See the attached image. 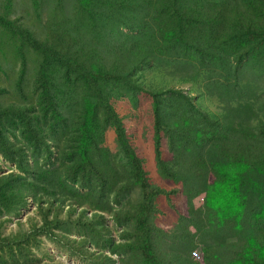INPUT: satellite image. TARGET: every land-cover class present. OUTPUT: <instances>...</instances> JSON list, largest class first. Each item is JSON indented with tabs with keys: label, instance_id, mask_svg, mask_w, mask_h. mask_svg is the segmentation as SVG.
Segmentation results:
<instances>
[{
	"label": "trees",
	"instance_id": "1",
	"mask_svg": "<svg viewBox=\"0 0 264 264\" xmlns=\"http://www.w3.org/2000/svg\"><path fill=\"white\" fill-rule=\"evenodd\" d=\"M12 1H4L0 27L19 41V96L27 93L25 49L38 63L35 101L0 105V155L16 169L0 175V220L16 215L29 197L38 209L49 199L39 229L48 231L59 190H68L62 203L74 209L91 203L100 216L111 195L121 206L141 188L146 205L128 200L110 209L124 226L126 241L118 245L128 254L126 264H190L191 248L176 255L157 250L152 212L155 199L167 193L151 183L115 105L121 87L140 88L132 81L137 69L165 64L166 75L216 99L218 108L204 111L182 88L143 85L140 92L152 101L159 175L182 187L195 233L208 221L236 239L225 264H264V0H33L46 17L41 35L11 18ZM110 127L117 154L106 145ZM18 136L23 144L12 141ZM53 154L58 167L51 170ZM36 155L43 163L29 166ZM25 243H0L11 248L7 260L0 254V264H23L30 252Z\"/></svg>",
	"mask_w": 264,
	"mask_h": 264
},
{
	"label": "rangeland",
	"instance_id": "2",
	"mask_svg": "<svg viewBox=\"0 0 264 264\" xmlns=\"http://www.w3.org/2000/svg\"><path fill=\"white\" fill-rule=\"evenodd\" d=\"M4 1L0 0V12L5 10ZM10 10L13 12L11 18L19 20L39 35L42 34V28L46 25V17L45 15H42V18L39 16L33 0H13ZM18 46L19 41L0 27V92L2 93L0 105L4 107L35 101L33 74L38 59L35 54L28 52L31 50L25 49L28 63L27 93L24 96H19L16 89L21 64V59L17 53ZM127 62L126 65L129 64ZM164 67H166L165 64H162L160 68L155 66L152 70L137 69L133 74L132 81H137L140 88L121 87L115 101L118 112L124 119L127 132L144 161L151 183L167 193V195H159L154 201L151 220L159 235L155 236V245L157 250L161 251V254L171 251L172 254L176 255L181 253L183 249L187 252L191 248L190 253L187 254L190 264H225L228 252H232L228 249L236 239H227L228 236L224 229L210 224L208 221L202 223L200 230L196 231L197 233L193 231L194 226L191 225L188 205L182 187L164 180L157 170L153 141L152 101L145 91H140L143 85L147 88H169L173 86L182 88L183 91L189 93L197 106L209 113H216L218 102L216 99L202 97V93H199L193 86L191 90L190 85L178 83L175 78L176 75L168 76L164 73L165 69H162ZM191 69V66L187 68L190 74H192ZM259 94H262L264 99V86L259 88ZM71 107L74 108V104ZM67 116L69 117L70 113H67ZM13 140L16 144L24 143L20 136L14 137ZM106 145L113 154L118 153L117 138L112 127L108 128L106 132ZM163 152L164 157L169 158L166 141L163 143ZM29 157V166L31 167L36 162L38 164L43 163L42 159L38 160L39 155ZM35 158L37 159L35 160ZM49 162L47 161V164L51 170L58 167L56 154H53ZM15 170V165L5 162L0 155V175L15 172ZM80 191L85 193L87 190L81 189ZM58 192L57 206L54 208V212L49 215V221L53 225L50 230L39 231L43 225L41 211L47 212L50 207L49 199H45L44 201L48 202L41 204L38 209V202L29 197L25 207L16 215L4 217L0 220V222H6L0 226L2 236L5 237H0V243H8V240H26L25 245L30 251L29 257L25 260L20 259L21 255L17 253L23 264H103L104 258L99 256L101 253L110 256L116 261V264H126L128 254L122 255L121 247L118 245L126 241L123 238L124 233H122L124 226L117 224L113 213H110V209L116 212L124 207L128 200L137 205H141L143 202L146 205L143 198L144 191L141 188L133 190L120 201L121 206L115 202L113 195H111V198L100 204L102 207L109 204L108 210L99 209L103 216H96L98 210L94 206L91 207V203L75 209L70 207L69 202L62 203V198H69L65 197L68 190H59ZM209 220L214 224L220 222L219 219L210 218ZM90 222H93L94 226ZM113 246L120 253L113 254L111 251ZM10 250L11 248L8 245H4L3 248H0V254L5 256L7 260ZM60 257H63L64 260ZM24 261L29 262L24 263Z\"/></svg>",
	"mask_w": 264,
	"mask_h": 264
},
{
	"label": "water",
	"instance_id": "3",
	"mask_svg": "<svg viewBox=\"0 0 264 264\" xmlns=\"http://www.w3.org/2000/svg\"><path fill=\"white\" fill-rule=\"evenodd\" d=\"M60 259L64 260V258H63V257H60Z\"/></svg>",
	"mask_w": 264,
	"mask_h": 264
}]
</instances>
